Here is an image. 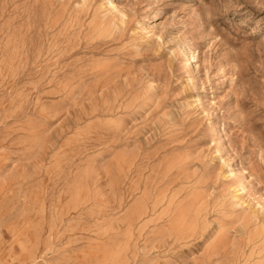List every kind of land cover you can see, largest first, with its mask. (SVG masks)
<instances>
[{
  "label": "rangeland",
  "instance_id": "rangeland-1",
  "mask_svg": "<svg viewBox=\"0 0 264 264\" xmlns=\"http://www.w3.org/2000/svg\"><path fill=\"white\" fill-rule=\"evenodd\" d=\"M0 264H264V0H0Z\"/></svg>",
  "mask_w": 264,
  "mask_h": 264
}]
</instances>
